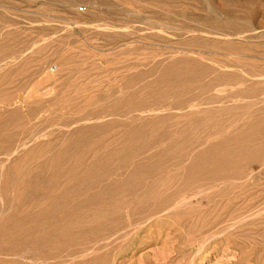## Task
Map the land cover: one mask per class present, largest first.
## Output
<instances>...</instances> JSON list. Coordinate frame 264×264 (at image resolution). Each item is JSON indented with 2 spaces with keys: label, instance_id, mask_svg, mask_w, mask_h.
<instances>
[{
  "label": "rangeland",
  "instance_id": "374dc122",
  "mask_svg": "<svg viewBox=\"0 0 264 264\" xmlns=\"http://www.w3.org/2000/svg\"><path fill=\"white\" fill-rule=\"evenodd\" d=\"M0 248L264 264V0H0Z\"/></svg>",
  "mask_w": 264,
  "mask_h": 264
},
{
  "label": "bare ground",
  "instance_id": "6f19581e",
  "mask_svg": "<svg viewBox=\"0 0 264 264\" xmlns=\"http://www.w3.org/2000/svg\"><path fill=\"white\" fill-rule=\"evenodd\" d=\"M173 166H174V165H173ZM175 166H176V165H175ZM158 171H159V170H158ZM163 171H164V170H163ZM172 171H176V169H175V170H172ZM177 171H178V169H177ZM177 171H176V172H177ZM160 172H161V171H160ZM165 172H169V171L166 170ZM195 172H196V171H195ZM157 173H158V172H157ZM173 173H174V172H173ZM173 173H172V174H173ZM209 173H210V172H209ZM152 174H153V173H152ZM166 174H167V173H166ZM178 174H180V172L177 173V174L174 173V175H178ZM174 175H171V178H172ZM192 175H195V174H192ZM159 177H160V180H161V178H163L162 182L164 181V179H166V178L161 177V176H159ZM176 177H177V176H176ZM176 177H174V178H176ZM196 178H197V177H196ZM214 178H215V177H214ZM229 178H231V177H229ZM187 179H188V178H187ZM231 179H232V178H231ZM160 180L158 181L159 183H160ZM166 180H167V179H166ZM189 180H190V179H189ZM154 182L158 183L157 180L154 181ZM168 182L170 183L169 180H168ZM195 182H196V181H195ZM212 182H214V181H212ZM152 183H153V182H152ZM164 183H165V182H164ZM164 183H163V187H164V185H165ZM173 183H174V182H173ZM185 183H186V182H185ZM183 184H184V183H183ZM209 184H210V182H209ZM154 185H156V184L154 183ZM157 185H158V184H157ZM157 185H156V186H157ZM213 186H214V185H213ZM215 186H216V185H215ZM167 187H168V186H167ZM172 187H173V185H172ZM182 188H183V187H182ZM146 189H147V193H148V192H149L148 190H150L151 188L148 189V188L146 187ZM146 189H145V191H146ZM136 190H137V189H136ZM136 190H134V191L136 192V194H137V191H139V190H141V192L144 191V190H142V189H139V190H137V191H136ZM151 190H152V189H151ZM151 190H150V191H151ZM169 190H172V191H171L172 193L175 192V190L173 191V188L170 189V187H169ZM176 190H177V189H176ZM134 191H133V192H134ZM153 191H154V190L151 191V194L155 192V191H154V192H153ZM228 191H229V190H228ZM228 191H227V192H228ZM164 192H165V191H164ZM208 192H209V191H208ZM208 192H207V194H208ZM210 192H211V191H210ZM223 192L225 193V191H223ZM139 193H140V191H139ZM143 193H144V192H143ZM160 193H161V192H160ZM166 193H167V192H166ZM177 193H178V191H177ZM215 193H216V192H215ZM163 194H164V193H163ZM168 194H170V192H169ZM173 194H175V193H173ZM173 194H172V195H173ZM204 194H205V193H204ZM212 194H213V193H212ZM226 194H227V193H226ZM128 195H131V193H130V194H127L126 197H127ZM138 195H142V193H140V194H138ZM144 195H145V194H144ZM155 195H156V193H155ZM166 195H167V194H166ZM178 195H179V194H178ZM181 195H183V194H181ZM131 196H132V195H131ZM146 196H149V197H150V193H148ZM151 196H153V199H156V198H154V194L151 195ZM128 197H129V196H128ZM128 197H127V198H128ZM135 197H136V195H135ZM135 197H134V199H135ZM140 197H141V196H140ZM142 197H143V195H142ZM149 197H148V198H149ZM167 197H168V196H167ZM173 197H174V196L169 197V199L171 200ZM175 197H176V196H175ZM175 197H174V198H175ZM181 197H182V196H181ZM205 197H206V196H205ZM209 197H210V196H209ZM228 197H229V196H228ZM131 198L133 199V197H131ZM138 198H139V197H137L136 200H138ZM143 198H144V197H143ZM145 198H146V197H145ZM150 198H151V197H150ZM157 198H158V197H157ZM164 198H165V197H164ZM174 198H173L172 200L175 202ZM178 198H179V197H178ZM183 198H184V196H183ZM230 198H231V197H230ZM134 199L132 200V203H133ZM139 199H140V198H139ZM162 199H163V197H162ZM167 199H168V198H167ZM208 199H209V198H208ZM224 199H225V198H224ZM224 199H223V200H224ZM126 200H127V202H130V201H128V199H126ZM129 200H130V199H129ZM145 200H146V199H144V203H145ZM149 200H150V199H149ZM151 200H152V199H151ZM170 200H169V201H170ZM183 200H184V199H183ZM221 200H222V199H221ZM221 200H220V201H221ZM223 200H222V201H223ZM229 200H231V199H229ZM141 201H142V200H141ZM147 201H148V200H147ZM159 201H162V202H163V200H160V199H159ZM213 201H214V200H213ZM123 202H125V201H123ZM134 202H135V201H134ZM136 202H137V201H136ZM152 202H153V201H152ZM155 202H156V201H155ZM171 202H172V201H170V203H169V202H166V203H163V204L159 205V206L157 207V209H156V210H157L156 212L164 211V210H168V211H169V209H170L169 207H170V205H172ZM201 202H202V201H201ZM229 202H230V201H229ZM153 203H154V202H153ZM175 203H176V202H175ZM216 203H217V202H216ZM225 203H226V202H225ZM231 203H232V201H231ZM139 204H140V202H139ZM139 204H137V203L132 204V207H133V205H134V206H135V205L138 206ZM149 204H150V202H149L147 205H149ZM155 204H157V203H155ZM176 204H177V203H176ZM218 204H219V203H217V205H218ZM141 205H142V202H141L140 206H141ZM217 205H216V206H217ZM227 205H228V204H227ZM227 205L225 204L224 206H227ZM232 205H233V204H232ZM142 206H146V204H145V205H142ZM173 206H174V205H173ZM221 206H223V205H221ZM119 207H120V206H119ZM119 207H118V208H119ZM217 207H218V206H217ZM217 207H216V209H217ZM150 208H151V207H150ZM214 208H215V207H214ZM222 208H225V207L218 208V211H222V213H223V210H225L227 207H226L225 209L221 210ZM228 208H229V206H228ZM230 208H231V207H230ZM122 209H123V208H119L118 211H122ZM154 209H155V208H154ZM172 209H173V207H172ZM216 209H215L216 212H214V210L212 209V210H213L212 213H214V214H215V213H216V214L219 213V212H217ZM219 209H220V210H219ZM233 209H234V208H233ZM135 210H136V208H135ZM123 211H124V210H123ZM142 211H143V210H142ZM151 211H152V209H150V212H151ZM126 212H127V211H126ZM126 212H125V213H126ZM150 212H149V213H150ZM169 212H171V210H170ZM142 213H143V212H142ZM149 213H148V214H149ZM151 213H153V212H151ZM154 213H155V212H154ZM154 213H153V214H154ZM160 213H161V212H160ZM220 213H221V212H220ZM225 213H227V214L229 215L230 212L228 213L227 210H226V212L223 213L224 216L226 215ZM126 214H127V213H126ZM126 214H125V215H126ZM153 214H152L151 216H153ZM155 214H157V213H155ZM179 214H180V213H179ZM230 214H231V213H230ZM144 215H145V213H144ZM159 215H160V214H159ZM159 215H158V216H159ZM162 215H163V214H162ZM147 216H149V215H147ZM163 216H165V215H163ZM177 216H178V214H177ZM219 216H220V215H219ZM221 216H222V215H221ZM229 216L232 217V214L229 215ZM229 216H228V217H229ZM129 217H130V216H129ZM161 217H162V216H161ZM233 217H234V216H233ZM130 218H131V217H130ZM132 218H133V217H132ZM142 218H143V217H142ZM151 218H152V217H151ZM234 218H235V217H234ZM126 219H127V218H126ZM181 219H182V218H181ZM130 220H131V219H130ZM134 220H135V218H134ZM175 220H176V218H175ZM121 221H122V220H121ZM125 221H126V220H125ZM125 221H123V222H124L125 225H126V222H125ZM128 221H129V220H128ZM141 221H143V220H141ZM129 222H131V221H129ZM129 222H128V223H129ZM133 222H134V221H133ZM133 222H131V223H133ZM137 222H139V221H137ZM137 222H136V223H137ZM145 222H146V221H145ZM175 222H176V221H175ZM128 223H127V224H128ZM219 223H220V222H219ZM122 224H123V223H121L120 225H122ZM177 224H178V223H177ZM120 225L118 224L117 226H120ZM128 225H129V224H128ZM130 225H131V224H130ZM132 225H133V224H132ZM180 225H181V224H180ZM115 226H116V224H115ZM115 226H114V228H115ZM123 226H124V225H123ZM121 227H122V226H121ZM121 227H119V228H120V229H123V227H122V228H121ZM112 228H113V227H111V229H112ZM126 229H127V228H126ZM112 230H113V229H112ZM114 230H115V229H114ZM115 231H116V230H115ZM115 231H114V233H116ZM120 231H123V230H120ZM124 231H125V230H124ZM124 231L122 232V234L124 233ZM107 232H108V231H107ZM105 234H106V233H105ZM107 234H109V232H108ZM111 234H113V232H111ZM118 234H119V235H118V236H119L118 238H120V237H121L120 235H122L121 232L118 233ZM116 235H117V234H116ZM114 236H115V235H114ZM114 236H113V237H114ZM115 238H116V240H117V236H115ZM121 238H122V237H121ZM9 239H10V238H9ZM105 239H106V238H105ZM102 240H104V238H103ZM7 245H9V243H8ZM10 245H11V244H10ZM1 248H5V247H1ZM1 248H0V249H1ZM7 249H8V248H7ZM9 249H10V247H9ZM3 250H4V249H3ZM8 251H9V250H8ZM0 253H1V251H0ZM3 253H4V252H3ZM17 257H18V256H17ZM20 258H21V257H20ZM24 259H25V258H24ZM48 259H49V258H48Z\"/></svg>",
  "mask_w": 264,
  "mask_h": 264
}]
</instances>
